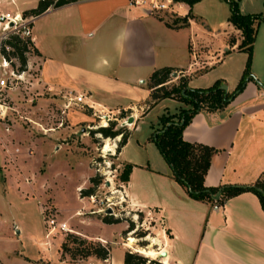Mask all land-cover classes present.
Listing matches in <instances>:
<instances>
[{
  "label": "crops",
  "instance_id": "obj_1",
  "mask_svg": "<svg viewBox=\"0 0 264 264\" xmlns=\"http://www.w3.org/2000/svg\"><path fill=\"white\" fill-rule=\"evenodd\" d=\"M13 1L14 4L4 3L13 5L9 11L32 8L38 2ZM237 3L243 13L256 12L252 11L257 8L255 0H248L247 9L246 0ZM172 8L178 16L189 11L186 24L171 26L163 15L130 4L129 0H74L38 13L31 24V42L36 52L26 58L23 81L17 87L20 90L13 92L16 88H11L7 94L29 99L34 109L48 113L55 121L45 124L24 115L42 127H50L44 133L39 128L28 130L17 122L4 130L0 122L3 165L7 174L21 173L22 181L28 183L35 178L33 157L26 150V156H18L14 152L17 145L34 147L38 153L50 144L52 150L58 151L62 147L57 142L63 138L60 133H73L80 123L79 130L84 132L95 111H109L110 120L118 125H124L130 115L126 141L115 156L118 169L125 162L132 164L127 180L120 181L121 193L127 210L141 214L142 221H154L147 233L157 232L160 225L155 239L157 253L163 250L166 256L164 261L157 260L163 264H264V210L256 194L244 190L218 204L192 198L172 178L157 148L159 156L155 154L148 135L137 139L131 133L137 128L136 120L152 106L165 103L158 115L184 106L175 98L164 97L147 109L146 79L154 68L171 66L175 71L172 79L184 76L190 87H204L220 78L226 90H231L244 67L246 53L236 48L240 31L227 21L229 10L224 0H197L190 6L174 1ZM260 8H264V0ZM261 24L257 44L255 36ZM261 24L256 26L249 73L242 88L222 107L196 111L182 128L183 139L216 148L202 178L205 186L250 184L264 172V21ZM35 68L33 77L30 69ZM35 88L36 95L30 96L29 91ZM82 90L89 92L94 109L69 103L63 125L57 126L60 115L55 114V109L67 102L66 92ZM15 104L19 112L20 106ZM120 110L125 116H119ZM130 142L134 153L127 152ZM142 147L149 152L144 153ZM42 154L35 155L38 164L43 162ZM77 213L74 209L68 218ZM83 218L94 223L95 228L82 230L77 223L72 228L67 219L56 217L64 220L71 231L77 229L91 239L106 242L109 251L105 258H61L57 250L61 238L55 248L46 250L39 232L36 245L47 257L40 252L35 256L16 252L8 264H122L124 251H134L119 242L120 233L126 228L124 220L108 223L95 215ZM115 246L118 254L113 251Z\"/></svg>",
  "mask_w": 264,
  "mask_h": 264
},
{
  "label": "rangeland",
  "instance_id": "obj_2",
  "mask_svg": "<svg viewBox=\"0 0 264 264\" xmlns=\"http://www.w3.org/2000/svg\"><path fill=\"white\" fill-rule=\"evenodd\" d=\"M19 1L21 0H18V3ZM23 1H27L26 3H32L34 0ZM255 1L257 2V8L252 11L258 12L261 10V13L264 14V8H260L262 0ZM247 2L248 0H246V9L249 7ZM12 8L13 5L8 7V5L0 2V10H11ZM159 15H163L161 17L169 20L172 15H174V13L169 14L166 12L159 13ZM262 22L263 21L259 20L257 24H261ZM260 26H262V24L259 25V29L257 30L255 36L257 44L260 43ZM31 54H33V52L30 50L25 52L26 58ZM12 62H14V66L17 67V60L15 59ZM36 72V68L30 69V73L33 74V77L36 76ZM26 84L30 85L28 81H26ZM18 85L19 83H17V87ZM17 87L12 91L16 92L20 90ZM82 91L87 92V90ZM35 92L36 88L33 90V92L29 91V95L34 96L36 95ZM7 96L8 98H11L8 94ZM30 96L25 95V97L28 98ZM11 99L14 101V103H18L20 106L19 114H21L22 117H18V115L15 113L11 114L12 118L7 121L8 124L17 122L23 127L28 128V130H34V128H38L36 124L27 121V119L24 118V115L29 116L34 120H38L39 122L42 121L45 124H51L55 121L48 113H43V111L39 110L38 108L34 109L35 107L32 106V102L29 101V99L21 100L13 97ZM163 104L165 103L163 102L159 105L152 106L144 115L136 120L137 128L134 131H131L133 138L138 139V137L140 138L144 135H149V131L155 125V120H157V115L162 110L161 107ZM168 105L171 106L170 102H168ZM55 110L58 112L55 114L59 116V107H57ZM98 121V118L93 116L92 121L90 122L91 124L85 127L86 130L84 132L79 130L80 125L82 124L80 123L73 133L67 131L60 133V136H63V138L61 139V137H59L57 139L58 143H62V147L58 151L52 150L53 148H51L50 144L44 145V151L42 152L41 149H39L38 153H36L34 147H28L31 151L33 149L32 154H29V156L31 158L33 157L32 159L34 161L35 168H38V170L34 168L35 178L32 180L29 179L30 182L28 183H24L22 181L23 175L21 173L17 172L15 175L7 174L6 167L3 165L1 158L2 151L0 149V264H8L11 262L12 256L16 252H22L29 256L39 255L40 252L42 256L47 257L46 252H43L41 247L36 245L37 237L40 238L41 236L38 233L40 232L42 234L40 238L42 240L43 233L45 232L42 219L44 214L42 209L45 213L50 211V213H53L54 216L58 218L62 217L67 219L68 225H70L72 228L77 227L73 224L77 223V225H79L82 230H91L95 228L94 223L88 221L86 218L81 220V218L83 216L86 217V215H95L100 218L102 215H104L103 209L105 208L106 204L109 203V201L114 202L117 200L115 192H110V190L118 188V185L121 183V180L118 178L121 168H117L115 159L116 151L112 155L106 154L103 158L106 161H102V158L99 155L106 142H108L110 147L113 148V142L117 143V140L114 137L104 138L99 133H93L91 135V133H89V128L93 129L99 126ZM1 125L3 126L2 123ZM93 125L94 127L91 128L90 126ZM115 126H119L118 122H116ZM127 126L128 125L124 124L123 128L128 132ZM158 126L159 125L157 124L154 126V128ZM33 133L34 132H31V134ZM35 135L41 134L36 133ZM150 146L153 148L155 154L159 156L155 145L150 143ZM16 147L18 150L15 152L18 156H26V148L23 145L19 144ZM142 149L144 153L149 152L148 148L142 147ZM127 152H135L133 142L129 143ZM41 153H43L41 156L43 158V162L41 164L39 162L38 164V161H35V155ZM88 171L91 172L90 175H87ZM93 175L98 176L100 181L95 186V189L92 193L93 200H91L89 195H81L79 189L90 185L88 179ZM107 180H110L109 182L111 186H107ZM105 197H110L109 201L106 202V200H104ZM44 207L46 208L44 209ZM113 208L115 212H117V215L109 216L116 217L119 220H124L126 226L128 222H133L131 225L132 228L130 230L127 229L120 233L121 238H119V242H123L122 244L128 246V249L133 248L134 251L141 253L144 256H148L145 254V252L150 249H153L157 253L158 246L156 247L155 244H151L150 240L154 239L155 241L157 238L156 235H159L158 229H160V225L157 224V221H155V225H159L156 228L157 232H154V230L151 233H147V227H153L154 221H152L151 224L147 220L142 221V215L138 213L136 214L134 211H131V209L127 210L125 202H122L121 206L119 207L113 205ZM74 209H76L78 213L68 218ZM94 209L100 210L94 213H88L89 210ZM115 226L118 225L115 224ZM75 230L77 231L75 233L79 236L87 239L89 238L83 235L81 232H78L77 229ZM135 231L140 232L141 235H136ZM64 235L65 232H61L57 228H53L49 237V249L55 248L58 245L59 239H63ZM129 237L134 238V241L133 243L127 245ZM144 238H147L148 240L145 241ZM91 240L97 241L96 239ZM57 250L58 252L60 251L59 248ZM113 251H117L116 253L118 254V246H115ZM157 255L154 256V258L164 261L165 258H158Z\"/></svg>",
  "mask_w": 264,
  "mask_h": 264
},
{
  "label": "trees",
  "instance_id": "obj_3",
  "mask_svg": "<svg viewBox=\"0 0 264 264\" xmlns=\"http://www.w3.org/2000/svg\"><path fill=\"white\" fill-rule=\"evenodd\" d=\"M69 1L74 0H54L53 2L50 0H38L34 7L24 9L22 13L38 14L49 3L55 7ZM174 1H183L190 6L197 0ZM224 1L227 3L229 10L227 21L240 31L241 37L236 48L246 53L244 67L236 85L231 90L223 89L221 87L222 80L217 78L207 86L190 87L187 85L184 76H177L174 80L172 79L171 72L173 68L171 66L165 65L154 68L146 79V85L149 88L148 100L146 102L147 109L164 97L175 98L181 101L184 106L178 108L176 112L170 113L166 111L159 114L157 117V124L159 126L152 128L148 139L155 144L160 155L168 164L172 178L185 189L188 196L218 204L229 196L244 190H249L256 194L264 210V172L259 174L250 184L205 186L202 183V178L208 167L210 156L216 151V148L202 143L190 142L182 138V128L196 111L200 109L214 110L225 105L242 88L249 73L256 25L259 20L264 21V14L258 12L243 13L238 8L237 0ZM189 15L190 13L188 11L183 16L173 15L169 20L166 19L165 21L171 26L184 25ZM5 42L12 48L8 54L5 53V56L7 58L14 56L18 63L16 69L18 71L24 70L26 68L25 52L29 50L34 53L36 52L32 42L16 34L10 35ZM10 62L14 66V62L12 60ZM119 116H125L124 110L119 111ZM115 124V120H108L106 125L89 129V133L91 135L93 133H99L104 138H116L119 136L115 147V151L117 152L120 146L125 143L128 132L123 128V125L115 126ZM131 166L132 164L129 162L123 163L118 174L119 180H127ZM88 180L90 185L79 189L81 195L92 194L95 186L100 181L96 175L90 176ZM214 195L217 196L214 198ZM109 215L111 214H104L100 219L108 223L119 220ZM132 224V221L128 222L124 230H130ZM135 233L136 235H141L140 232L135 231ZM58 248L60 249L59 257L69 260H78L86 258L87 256L103 259L108 255L109 251V246L106 242L102 243L99 240L93 241L91 238L81 237L73 231L65 232ZM122 264H161V262L136 251L125 250L122 257Z\"/></svg>",
  "mask_w": 264,
  "mask_h": 264
},
{
  "label": "built area",
  "instance_id": "obj_4",
  "mask_svg": "<svg viewBox=\"0 0 264 264\" xmlns=\"http://www.w3.org/2000/svg\"><path fill=\"white\" fill-rule=\"evenodd\" d=\"M53 2L54 0H50ZM0 2L3 3H10L14 4L13 0H0ZM174 0H129L130 4H136L143 6L146 10L152 11L155 14L159 13H174V10L172 8ZM51 6V3H49L45 9L49 8ZM37 14L34 13H22V10L14 9L12 11L9 10H0V122L3 124V128L5 130L8 129L9 124L7 121L11 119V114L15 113L18 115V117H22L21 114H19L16 104L14 101H12L11 98H8L7 96V90L8 89H15L17 87V83L20 81H23L22 74L26 70H17L16 66L11 65V60H15L14 56H10L7 58L5 56V53H9V51L12 49L11 46L5 42L6 39L9 38L10 35L16 34L17 36L21 38L28 39L31 41V24L33 19L35 18ZM173 16V15H172ZM32 74V73H30ZM30 83V82H29ZM67 102H65L62 105V108L59 110V118L57 119V126H62L64 123V117H65V109L69 107V105H80L85 106L91 109H94L92 105V101L90 100V94L89 92H72L67 91ZM88 100H90L88 102ZM91 102V103H90ZM71 103V104H69ZM95 116L98 118V125H106L107 121L111 119L110 112H102V111H95ZM27 121H30L31 123H34L38 126L41 133H44L47 129H50V127H42L40 124L31 121L27 117L24 116ZM114 146L112 150H109L107 152L101 151L99 154L102 158V161H106L103 159L106 154L112 155L115 152L116 142H113ZM18 148H14V152L17 151ZM101 150V149H100ZM26 153L31 154L32 151L29 148H26ZM110 180H107L106 184L107 186H111ZM114 188V187H112ZM121 185H118V188H114L110 190V192H115L117 196V200L114 202L109 201L110 197H105L104 200L109 201V203L106 204L105 208L103 209L104 214H111L115 215L117 212H115L113 205L119 204L121 206L122 202L124 201L123 195L121 193ZM89 198L93 200L92 194L89 195ZM46 207H44L45 209ZM109 208V212L105 213V210ZM50 210V209H49ZM100 210V209H98ZM42 212L44 214L43 216V223H44V230L43 233L44 241L43 244L45 246V249L48 250L49 248V237L50 232L53 230V228H57L61 232L71 231L70 228L66 225V222L64 220H58L54 216L53 213L44 212L42 209Z\"/></svg>",
  "mask_w": 264,
  "mask_h": 264
},
{
  "label": "bare ground",
  "instance_id": "obj_5",
  "mask_svg": "<svg viewBox=\"0 0 264 264\" xmlns=\"http://www.w3.org/2000/svg\"><path fill=\"white\" fill-rule=\"evenodd\" d=\"M123 123L126 124V125L130 124L127 121H124ZM112 149L113 148L110 147V145L108 144V142H106V144L104 145V148L102 149V151L104 150L103 152H107V151L112 150ZM150 240H151V244H155L156 245V241H154V239H150ZM133 241H134V238L129 237L127 245H129L130 243H133ZM145 254L148 255V256H150V257H152V256L157 255L158 253H156V251H154L153 249H150L147 252H145ZM165 256H166V254L164 256H161L160 258H165Z\"/></svg>",
  "mask_w": 264,
  "mask_h": 264
},
{
  "label": "water",
  "instance_id": "obj_6",
  "mask_svg": "<svg viewBox=\"0 0 264 264\" xmlns=\"http://www.w3.org/2000/svg\"><path fill=\"white\" fill-rule=\"evenodd\" d=\"M171 75L174 76V75H175V71H172V72H171ZM221 87H222L223 89H226V86H225L224 84H222ZM131 120H132V117L129 115V116H127V118H126L125 121L130 122ZM216 196H217V195H214V197H216ZM109 211H110L109 208H107V209L105 210V213H106V212H109ZM165 254H166V252L162 250V251L157 255V257L160 258L161 256H164Z\"/></svg>",
  "mask_w": 264,
  "mask_h": 264
}]
</instances>
